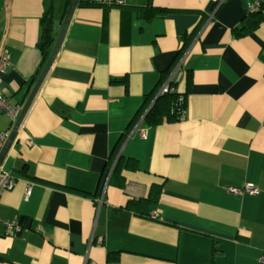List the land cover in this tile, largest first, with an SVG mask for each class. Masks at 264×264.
Masks as SVG:
<instances>
[{
	"label": "crops",
	"instance_id": "1",
	"mask_svg": "<svg viewBox=\"0 0 264 264\" xmlns=\"http://www.w3.org/2000/svg\"><path fill=\"white\" fill-rule=\"evenodd\" d=\"M70 2L0 0L11 62L0 90L20 112ZM257 3L78 1L1 168L16 182L0 194V264H107L109 252L121 264H264V20L235 32ZM149 5L170 11L140 18ZM187 74L182 117L149 125L160 88L171 78L185 93ZM13 124L0 112V130ZM120 155L123 186L110 181ZM249 184L257 194L231 190ZM153 185L157 218L127 208ZM7 221L21 231L8 233Z\"/></svg>",
	"mask_w": 264,
	"mask_h": 264
},
{
	"label": "trees",
	"instance_id": "2",
	"mask_svg": "<svg viewBox=\"0 0 264 264\" xmlns=\"http://www.w3.org/2000/svg\"><path fill=\"white\" fill-rule=\"evenodd\" d=\"M259 1L260 6L257 8L258 10L256 9L255 12L248 13L243 19V25L241 28H235L237 35L248 34L264 20V0ZM136 10L140 18L148 20L159 16H165L170 11L168 9L159 8L153 5L137 7ZM54 32L53 21L51 17L47 15L43 19V36L41 43L39 44L42 52L45 55H47L51 49L52 43L54 41ZM186 83L187 91L183 94L175 90L176 84L172 83L171 85L174 88L172 92L162 94L157 97L156 101L148 108L145 116V120L149 125H157L163 121H175L182 117L183 112L187 108V95L190 92L191 76L189 74H187ZM123 159V156L120 155L114 168L112 169V174L110 177V181L119 186H123L125 183V177L121 173L124 161ZM130 167L132 166L130 165ZM108 171H110V167H108ZM160 194L161 187L159 185H153L150 189L149 195L146 198L130 200L127 203V208L134 211V213L141 217L152 218V212L149 206L151 203L158 202ZM107 264H121L120 252H109L107 254Z\"/></svg>",
	"mask_w": 264,
	"mask_h": 264
},
{
	"label": "built area",
	"instance_id": "3",
	"mask_svg": "<svg viewBox=\"0 0 264 264\" xmlns=\"http://www.w3.org/2000/svg\"><path fill=\"white\" fill-rule=\"evenodd\" d=\"M126 0H100V2L102 3V5H109V6H113V5H121L124 4ZM259 6V3H257V5H251L250 6V10L254 11L257 7ZM11 65L10 62V58H9V53L6 49L3 48V50H1L0 52V84L2 83L3 80V75L5 74V71L7 70V68ZM182 76V72L179 75V78ZM171 78L167 80V82L160 88L159 90V95L162 94H166L169 92H172L174 90V88L172 87V83H171ZM0 112H4L7 113L12 122L14 123L19 114H20V108L17 106H12L11 104H9V102L7 101L6 97L4 96L3 92L0 90ZM10 133V129L8 130H0V152L3 148V145L7 139V137L9 136ZM16 180L9 176L8 174L4 173L2 171V169L0 168V194L1 192H3L6 189H9L11 187L14 186ZM233 192H249L251 194H257L258 193V189L256 187H254L253 185H247L244 189H231ZM30 193V189H28L27 191V197L29 196ZM152 218H157V213L156 212H152L151 213ZM22 226L19 224V222L17 221H7L6 222V228H7V232L10 234H15L21 231Z\"/></svg>",
	"mask_w": 264,
	"mask_h": 264
},
{
	"label": "water",
	"instance_id": "4",
	"mask_svg": "<svg viewBox=\"0 0 264 264\" xmlns=\"http://www.w3.org/2000/svg\"><path fill=\"white\" fill-rule=\"evenodd\" d=\"M78 1L79 0H71L69 7L67 9V12L65 14V17L63 19L60 31L57 35V38L55 40L53 49L47 59V62L40 74V76L38 77L33 89L31 90V93L25 103V105L23 106L17 120L14 122L13 126L10 129V133L9 136L7 137L3 148L0 152V168H2V165L7 157V155L9 154V151L11 150L12 146L14 145L15 141L17 140L18 134H19V130L20 127L25 119V116L27 115V112L29 111V108L31 107V104L33 103V100L35 99L39 89L41 88V85L43 84L46 76L48 75L51 67L53 66L57 55L59 54L63 42L65 40V37L67 35L69 26L71 24V21L73 19V15L74 12L76 10V7L78 5Z\"/></svg>",
	"mask_w": 264,
	"mask_h": 264
}]
</instances>
